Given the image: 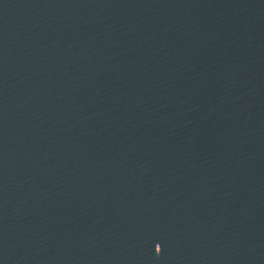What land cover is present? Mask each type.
Masks as SVG:
<instances>
[{
  "label": "water",
  "instance_id": "1",
  "mask_svg": "<svg viewBox=\"0 0 264 264\" xmlns=\"http://www.w3.org/2000/svg\"><path fill=\"white\" fill-rule=\"evenodd\" d=\"M0 264H264L236 0H0Z\"/></svg>",
  "mask_w": 264,
  "mask_h": 264
}]
</instances>
